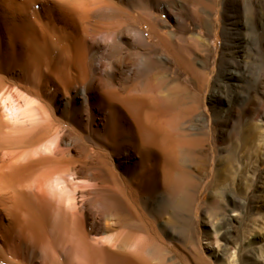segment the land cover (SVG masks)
<instances>
[{
    "label": "bare ground",
    "instance_id": "obj_1",
    "mask_svg": "<svg viewBox=\"0 0 264 264\" xmlns=\"http://www.w3.org/2000/svg\"><path fill=\"white\" fill-rule=\"evenodd\" d=\"M216 1L0 0V264H123L130 246L139 249L141 207L154 213L171 201L175 103L189 91L175 70L193 66L198 104ZM239 15L225 29L238 49L249 28ZM224 54L216 84L242 87L247 66ZM198 105L181 124L194 136L210 128ZM243 205L233 197L226 210ZM224 215L218 261L234 243L235 220ZM123 216L130 228L111 239L113 251L96 235Z\"/></svg>",
    "mask_w": 264,
    "mask_h": 264
},
{
    "label": "rangeland",
    "instance_id": "obj_2",
    "mask_svg": "<svg viewBox=\"0 0 264 264\" xmlns=\"http://www.w3.org/2000/svg\"><path fill=\"white\" fill-rule=\"evenodd\" d=\"M252 1L257 3L252 4ZM215 4L216 28L211 32L203 31L212 48L207 68L202 70L205 85L199 105L197 99L196 104L193 102L195 97L192 92H195L196 85L193 66L187 64V67L185 64L182 69L175 70L177 78L187 82L190 92L187 90L185 99L184 95H179L180 98L177 97L175 103L173 132L178 145L175 158L178 156L180 159H175L174 179L171 177L169 181L168 191H171L172 202L154 213L144 211L145 207H141L140 232L144 228L147 231H144L145 234L139 232L140 247L136 251L135 247L130 246L127 250L129 257L123 264H129V261L130 264H240L241 255L249 249L255 250L254 258L242 264H264V26L261 27L259 23L261 20L264 22V0H218ZM234 15L235 18L236 15L241 17L237 19L242 24H249L248 29L245 27L239 33L248 39V43H242V48L239 49L235 47L238 44L235 40L237 36L231 31V34L225 33V29L235 27L228 18ZM141 27L148 31L146 25L142 24ZM150 40L153 39L150 37ZM224 53L242 60L247 66L242 87L231 86L229 83L222 86L216 84L217 79H222L219 77L221 72L228 67L222 61ZM214 89H219L220 97L212 98ZM256 98L259 102H256ZM196 105L206 114L210 128L207 132L203 130L202 135L194 136L191 131H184L181 124L185 119L191 118ZM157 110L162 117V108L158 107ZM157 121L162 141V120ZM178 152L186 153L187 158L184 159V154L181 153V157ZM185 165L191 170L186 169ZM233 197L244 202V205L226 210L229 199ZM226 213L235 220L230 233L234 243L229 245L225 258L218 261L221 244L217 241L215 230L219 219ZM122 218L117 226H112V222L107 220L110 230L96 235L97 239H102L113 251L117 248L113 246L111 239L130 228V219L124 216ZM151 221L153 225L149 223Z\"/></svg>",
    "mask_w": 264,
    "mask_h": 264
}]
</instances>
